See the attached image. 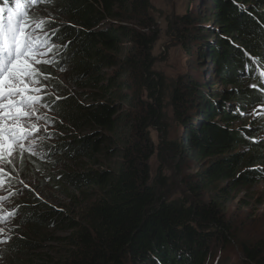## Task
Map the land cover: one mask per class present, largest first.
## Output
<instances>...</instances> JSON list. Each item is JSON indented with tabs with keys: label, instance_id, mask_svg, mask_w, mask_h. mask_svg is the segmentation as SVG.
<instances>
[{
	"label": "trees",
	"instance_id": "obj_1",
	"mask_svg": "<svg viewBox=\"0 0 264 264\" xmlns=\"http://www.w3.org/2000/svg\"><path fill=\"white\" fill-rule=\"evenodd\" d=\"M48 4L61 19L47 26L58 29L50 34L51 43L61 47L58 63L44 73H65L79 90L60 86L61 99L46 97L66 134L48 152L64 153L74 163L54 178L58 187L70 198L79 193L90 200L75 220L28 194L17 206L27 230L10 246L21 255L16 259L21 264H210L214 249L233 235L224 209L231 193L264 180V137L257 138L264 134V118L247 123L264 104V0H210L209 24L190 14L176 19L187 47L193 28L199 30L193 37L203 41L197 52L201 58L207 52L214 68L205 80L197 74L173 83L170 106L186 132L159 148L150 129L167 125L169 88L154 70L159 28L150 0H54L33 5L27 20L35 19L37 6ZM7 7H14L12 0ZM157 149L163 159L200 164L197 179L187 180L196 200H168L162 185L151 182L150 160ZM209 191L215 196L206 202ZM62 225L71 229L65 257L49 263L31 254L41 245V230ZM242 254L246 264H264V235L243 243Z\"/></svg>",
	"mask_w": 264,
	"mask_h": 264
},
{
	"label": "rangeland",
	"instance_id": "obj_2",
	"mask_svg": "<svg viewBox=\"0 0 264 264\" xmlns=\"http://www.w3.org/2000/svg\"><path fill=\"white\" fill-rule=\"evenodd\" d=\"M150 2V12L154 16L159 28L158 40L153 49L154 70L164 76L169 88L166 98L167 115L165 122H167V125L161 131L153 128L150 129V137L155 145L158 146L166 141H180L186 132L185 126L175 119L172 107L170 106V94L173 83L180 77L186 79L189 75L197 74H201L203 80H205L214 68L210 59L206 56L207 52L205 57L202 58L199 56V52H197V47L203 41L194 40L193 37L197 36L199 30L193 28L191 31L193 33L192 40L188 43L187 47V43L179 36L180 32L175 27L176 19L190 14L200 19L205 17L207 20H204V22L207 24L213 23V21L209 15L210 0H150ZM48 6L49 4L37 6L39 9L35 13V16L38 19L34 16L35 19L32 21L54 19L55 22H59L61 19L58 17V14L49 9L47 10ZM34 8L36 7L31 9L32 13L34 12ZM32 21L28 22L37 34L42 35L43 32H48L50 36L51 31L47 28L50 23H45L42 27L37 28L36 24L32 23ZM202 32L204 35L213 37L210 31H206L204 28ZM50 55L40 57V59H49ZM50 65L41 63L37 64L36 67L41 73H44V69ZM53 74L52 79H41L40 81L41 85H49L47 89L48 95L45 96V99L46 97L62 96L60 86H65L66 90L73 93L79 91L77 86L68 81L65 73L56 71ZM216 86L219 88L222 84L216 82ZM39 94L44 95V93ZM40 111L41 113H46L56 121L48 129L54 135L51 138L38 141V146L32 150L34 154H30L29 151L14 153V167L5 166L3 172H0V216L6 213H15L6 224L0 222V227H6L9 230L7 235L11 236V239L6 243H0V264L22 263L16 259V257L21 256L19 252L15 253L10 249V246L15 238L21 235L22 231L25 232L27 230V227L21 222L22 217L17 206L26 200L28 194L38 198L43 204L51 206L69 217L75 218V220H79L80 213H82L85 204L90 200L88 199L90 196L82 198L79 193L75 194V197L77 196L76 199L70 198L64 189L58 187L59 184L54 178L68 171V167H74V163L64 153L53 155L48 152L50 146L60 145L65 141L66 134L60 126L64 122L53 112L52 106H50V109L41 108ZM258 118H264V113L252 115L247 123L250 124L253 119ZM236 124L238 125L240 122ZM262 137H264V134L257 135V138ZM25 144H27V141H25ZM159 152L160 150L157 149L156 154L150 160L151 182L153 184L158 182V184L162 185L160 187L157 186L168 200L179 199L186 202L196 200L192 189L188 186L189 182L187 180L191 179L195 181L197 179L196 174L201 170L200 164L193 160L179 164L178 161H175L172 157H168L165 153L163 155L166 158L164 157L163 159L158 155L161 154ZM213 196H215L214 192H206L204 200L208 202L211 198H214ZM224 209L233 235L231 236L230 243L214 249L210 264H246L242 260V244L247 241L256 240L264 235V180L252 187L240 188L233 191ZM70 231L71 229L69 230L68 226L65 225L59 228L55 226L53 229L41 230L38 236L41 245L36 251H31L33 252L31 254H35L34 252L38 253V258H43L44 262L49 260V263L55 259L65 257L69 251L68 246L65 244V238L69 235ZM0 239H3V237H0ZM23 256V258L28 259L27 255Z\"/></svg>",
	"mask_w": 264,
	"mask_h": 264
},
{
	"label": "snow or ice",
	"instance_id": "obj_3",
	"mask_svg": "<svg viewBox=\"0 0 264 264\" xmlns=\"http://www.w3.org/2000/svg\"><path fill=\"white\" fill-rule=\"evenodd\" d=\"M12 2L14 7H7L8 0H0V4L5 5L0 7V172H3L5 166L14 167V153L29 151L34 154L32 150L38 146V141L54 135L48 129L56 123L52 117L40 111L41 108L50 109V105L45 102L49 85H41L40 81L50 80L52 77L50 74L41 73L36 65L58 63V49L61 46L51 43V36H55L58 29H51V36L48 32L37 34L27 20L33 5L53 3L54 0ZM54 22V19L32 21L37 28ZM71 43L72 41H68V44ZM63 47H67V44ZM49 54V59H40ZM260 75L261 83H264V73ZM56 99L61 97L57 96ZM261 113H264V104L259 110L254 109L252 114L255 116ZM14 215L15 213H6L0 216V222L6 224ZM8 231L6 227H0V237H3L0 243L11 239L7 235Z\"/></svg>",
	"mask_w": 264,
	"mask_h": 264
}]
</instances>
